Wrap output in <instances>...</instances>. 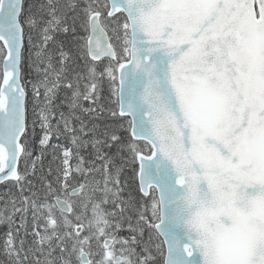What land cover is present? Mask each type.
I'll return each mask as SVG.
<instances>
[{"label":"snow or ice","instance_id":"snow-or-ice-1","mask_svg":"<svg viewBox=\"0 0 264 264\" xmlns=\"http://www.w3.org/2000/svg\"><path fill=\"white\" fill-rule=\"evenodd\" d=\"M78 28L83 68L49 49ZM5 181L2 264H264V0H0Z\"/></svg>","mask_w":264,"mask_h":264},{"label":"trees","instance_id":"trees-1","mask_svg":"<svg viewBox=\"0 0 264 264\" xmlns=\"http://www.w3.org/2000/svg\"><path fill=\"white\" fill-rule=\"evenodd\" d=\"M85 33L83 32V30L81 29H77V32L75 34H65V33H56L54 35L55 44L50 43L49 44V49L50 50H54L57 51L59 50V46L63 45V50L67 53H69V55L73 58L74 62H75V66L78 68H83L84 65L86 64V60L83 58L82 56V44L83 41L80 39V37L84 36ZM37 42L34 39V43ZM35 51V49H33V52ZM25 56V60L22 64V76L24 78V82H28V81H35L36 79H38V75L35 71L34 66H30L29 63V59H28V52L25 51L24 53ZM32 59H35V56L33 55ZM28 88L29 90L31 89V84H28ZM108 91L100 93V99L98 100V104L94 105V107H103V108H107L109 107L108 105V101L110 100V96L108 95ZM65 91L61 90L59 92V95L61 97V99H63V97L65 96ZM85 107H88V104L85 102L84 104ZM104 114L105 116L102 118V116L99 114ZM99 115V117H101L100 119H97L95 117H97ZM88 120H93L95 121V123L97 124H101L102 122H110L113 121L112 117L110 115H108L107 111L104 112H100L97 111V113L94 116H89ZM88 120H86L85 122L87 123ZM62 144L64 147H68V148H72V145L70 143L69 140H60L57 141L55 139H53L52 144ZM62 151L63 149H61L59 152L56 153V158L54 159L53 154H52V149H48V151L45 153L43 160H42V165L40 161H37V167H36V172L35 174L32 173V160L35 159V157L37 155H39L40 153V149L38 146H36L34 148V152H33V156L31 159L25 161V160H21L19 163V169L20 171L23 173L26 169L27 166V171H28V176H27V180L24 182V188L25 191L23 193V195H29V191H28V183L27 181H31L33 185H35V190H39L42 193V189H41V180L40 177L43 175L45 177H47L48 179H53L56 175V170L59 167H62V163H61V159H62ZM73 152L75 153V149H73ZM80 156H83L85 158L86 161H91L92 159H94V153L93 152H85V151H80L79 152ZM76 159L75 157L70 161L71 165L74 167L76 164ZM49 167H51V169L53 170L52 176H48V170ZM132 171L130 166L127 167L122 175V180H126L129 182V184H132ZM123 183V181H122ZM132 190V188H131ZM21 195L20 189L19 187L15 184V182L12 181H5L3 183L0 184V208L3 207V202L5 200H8L12 197L15 198H19ZM133 195L135 196L136 193L134 192ZM30 220V217H29ZM8 231V226L7 224H0V244H2L3 239L5 238V234ZM127 235V233L125 234ZM5 260V257L2 254V250H0V264H2V262Z\"/></svg>","mask_w":264,"mask_h":264},{"label":"rangeland","instance_id":"rangeland-1","mask_svg":"<svg viewBox=\"0 0 264 264\" xmlns=\"http://www.w3.org/2000/svg\"><path fill=\"white\" fill-rule=\"evenodd\" d=\"M29 63H30V61H29ZM106 91H108L109 92V90H108V86H107V84H104V85H102V88H101V91H100V93H103V92H106ZM108 95L110 96V93H108ZM110 101V100H109ZM109 101H108V105H109ZM110 106V105H109ZM101 116H102V118L105 116L104 114H101V113H99ZM108 115H110L109 113H108ZM95 118H97V119H100L101 120V117H99V115L97 116V117H95ZM114 118H112V120H113ZM110 122H112V121H110ZM93 160V159H92ZM127 168V167H126ZM123 181V185H124V189H125V194H126V197H127V194L128 193H134L132 190H131V188L129 187V182L128 181H126V180H122Z\"/></svg>","mask_w":264,"mask_h":264},{"label":"bare ground","instance_id":"bare-ground-1","mask_svg":"<svg viewBox=\"0 0 264 264\" xmlns=\"http://www.w3.org/2000/svg\"><path fill=\"white\" fill-rule=\"evenodd\" d=\"M82 151H85V152H92L91 148L83 149ZM125 234H126V232H125V233H121V235H125Z\"/></svg>","mask_w":264,"mask_h":264},{"label":"water","instance_id":"water-1","mask_svg":"<svg viewBox=\"0 0 264 264\" xmlns=\"http://www.w3.org/2000/svg\"><path fill=\"white\" fill-rule=\"evenodd\" d=\"M1 183V182H0Z\"/></svg>","mask_w":264,"mask_h":264}]
</instances>
